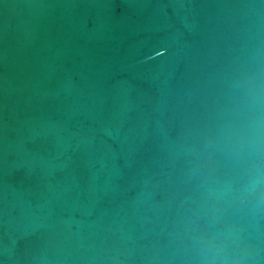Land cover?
<instances>
[{"label": "water", "instance_id": "95a60500", "mask_svg": "<svg viewBox=\"0 0 264 264\" xmlns=\"http://www.w3.org/2000/svg\"><path fill=\"white\" fill-rule=\"evenodd\" d=\"M0 264H264V0H0Z\"/></svg>", "mask_w": 264, "mask_h": 264}]
</instances>
